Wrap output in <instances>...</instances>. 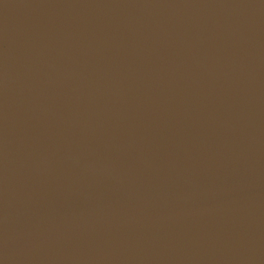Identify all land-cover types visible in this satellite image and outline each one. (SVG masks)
<instances>
[{
	"label": "water",
	"instance_id": "water-1",
	"mask_svg": "<svg viewBox=\"0 0 264 264\" xmlns=\"http://www.w3.org/2000/svg\"><path fill=\"white\" fill-rule=\"evenodd\" d=\"M0 264H264V0H0Z\"/></svg>",
	"mask_w": 264,
	"mask_h": 264
}]
</instances>
